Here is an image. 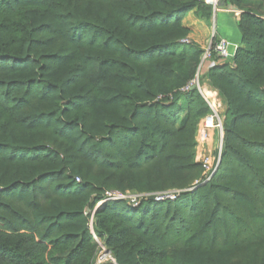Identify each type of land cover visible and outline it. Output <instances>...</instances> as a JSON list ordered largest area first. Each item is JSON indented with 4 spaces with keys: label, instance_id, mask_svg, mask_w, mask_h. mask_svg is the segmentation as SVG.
<instances>
[{
    "label": "trees",
    "instance_id": "obj_1",
    "mask_svg": "<svg viewBox=\"0 0 264 264\" xmlns=\"http://www.w3.org/2000/svg\"><path fill=\"white\" fill-rule=\"evenodd\" d=\"M218 6L241 11L239 43L204 65L227 109L194 185L210 107L180 90L218 40L212 0H0V264H93L105 191L173 189L95 211L115 264H264V0Z\"/></svg>",
    "mask_w": 264,
    "mask_h": 264
},
{
    "label": "built area",
    "instance_id": "obj_2",
    "mask_svg": "<svg viewBox=\"0 0 264 264\" xmlns=\"http://www.w3.org/2000/svg\"><path fill=\"white\" fill-rule=\"evenodd\" d=\"M187 43V41H183ZM228 43L223 40H217L215 43H208L207 46L203 49V54L200 60L199 70L186 85L180 91L183 93L189 92L190 90H197L203 99L207 102L210 107V113L201 118L196 126L195 131V163L199 164L203 170L202 179L198 182L196 181L194 185H197L200 182H207L212 177L215 172L219 162L220 156L216 159L211 147L216 140L222 145L223 143V127L220 121L219 109L216 107L212 101L202 93L203 79L199 75V71L202 66L208 63L212 55H216L221 60H228ZM204 62V64H203ZM205 73V72H204ZM162 97L159 96L157 99L160 100ZM222 148V147H221ZM76 182H79V179H75ZM182 191L180 190H167L163 192L147 194V193H131L130 191L121 192L118 190H107L102 196V200L97 203L94 210L91 213H86L85 216L88 218V229L92 237L93 242L97 247V254L94 259L93 264H115V261L106 249L103 242L95 235L93 231V217L95 211L107 202H124L131 207H137L141 201H145L148 198L152 197L154 202H166L174 201L180 196Z\"/></svg>",
    "mask_w": 264,
    "mask_h": 264
},
{
    "label": "rangeland",
    "instance_id": "obj_3",
    "mask_svg": "<svg viewBox=\"0 0 264 264\" xmlns=\"http://www.w3.org/2000/svg\"><path fill=\"white\" fill-rule=\"evenodd\" d=\"M212 2H213V4H214V14H215V12L217 11L216 10V8L218 9V10H226V12L228 13V16H224V22H225V29L228 31V33L229 34H235L236 35V38H238V40H239V34H238V32H237V29H236V26H235V23H233V20L231 19L232 17L235 19L237 16H239L240 14H241V11H236V10H234V9H222L221 7H219L218 6V4H219V0H212ZM232 16V17H230V16ZM222 16H220V15H218L217 17H216V20H215V16L213 15L212 16V19H211V31H212V37H216V33L215 32H217V34H219L220 36H222L223 38H225L224 40H225V42H227L228 43V55H229V59L231 58V55L234 53V51H235V49L237 48V46H238V43L237 42H235V41H232V39H227L226 37H224L221 33H222V29H223V24H222V18H221ZM227 17V18H226ZM232 25V26H231ZM83 38H84V42L85 43H87V44H90L91 42H95V41H97L98 40V36L96 35V34H93L90 30H85L84 32H83ZM211 43V42H210ZM203 64H204V62H203ZM201 69V68H200ZM203 70H204V66H203V68L199 71V75H200V77L202 76V75H204V72H203ZM198 71V70H197ZM196 74H197V72H196ZM196 76V75H195ZM207 83H209V82H207ZM211 86V85H210ZM212 87V86H211ZM201 90H202V92L203 93H207L205 90H204V88H203V85H202V88H201ZM210 94H214L213 96H214V98H215V101L216 102H212L216 107H218V109H219V114H220V121H221V123L223 122V119H224V114H225V112H226V109H227V107H226V104H225V102L222 100V98H221V96L219 95V100H217L218 99V95H217V93H211V91L209 92ZM219 93V92H218ZM221 99V100H220ZM92 114H93V118L95 117V110H92ZM223 144V143H222ZM222 145L219 143V141L218 140H216V138H215V143H214V145L211 147V149H213V152H215L214 153V155L216 156V159L218 158V156H219V154L221 153V151H222ZM194 160H195V157H194ZM75 179H79L78 177H76ZM77 183H79V182H77ZM131 193H133V192H131ZM139 194H141V193H139ZM147 194H149V193H147ZM86 213H89V211H86ZM91 213V212H90Z\"/></svg>",
    "mask_w": 264,
    "mask_h": 264
},
{
    "label": "crops",
    "instance_id": "obj_4",
    "mask_svg": "<svg viewBox=\"0 0 264 264\" xmlns=\"http://www.w3.org/2000/svg\"><path fill=\"white\" fill-rule=\"evenodd\" d=\"M216 12H215V14H214V16H215V20H216V17L218 16V15H220V16H222L221 18V20H222V24H223V29L221 30L222 31V35L224 36V37H226L227 39H232V41H235V42H237L238 43V38H236V35L235 34H229L228 33V31L225 29V22L223 21L224 20V16H228V13L226 12V10H218L217 8H216ZM230 16V15H229ZM230 17H232V16H230ZM227 18V17H226ZM232 20H233V23H235V19L232 17L231 18ZM232 26V25H231ZM216 33V38L218 39V40H223V41H225L224 39L225 38H223L222 36H220L219 34H217V32H215ZM209 43V42H208ZM201 78L203 79V83H206V84H208L209 86H210V84L209 83H207L208 82V80H207V78H206V75H205V73H204V75H202L201 76ZM210 88H211V90L212 91H214L215 93H217V95H218V92H217V90L216 89H214L213 87H211L210 86ZM214 95V94H213ZM206 96L214 103V102H216L215 101V98H214V96H212V94H210V93H206ZM218 97H219V95H218Z\"/></svg>",
    "mask_w": 264,
    "mask_h": 264
},
{
    "label": "bare ground",
    "instance_id": "obj_5",
    "mask_svg": "<svg viewBox=\"0 0 264 264\" xmlns=\"http://www.w3.org/2000/svg\"><path fill=\"white\" fill-rule=\"evenodd\" d=\"M218 92V91H217ZM203 93V92H202ZM204 95H206V93H203ZM218 95H219V93H218ZM217 100H219V97H218V99ZM221 100V99H220Z\"/></svg>",
    "mask_w": 264,
    "mask_h": 264
}]
</instances>
